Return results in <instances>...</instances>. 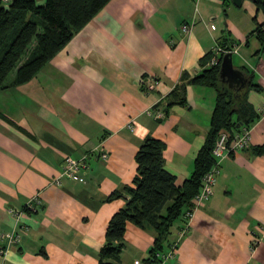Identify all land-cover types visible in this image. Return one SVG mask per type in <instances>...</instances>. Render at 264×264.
<instances>
[{"label":"crops","instance_id":"1","mask_svg":"<svg viewBox=\"0 0 264 264\" xmlns=\"http://www.w3.org/2000/svg\"><path fill=\"white\" fill-rule=\"evenodd\" d=\"M236 6L108 0L34 76L0 90V243L2 232L18 226L21 233L0 264H98L108 220L125 203L123 186L147 135L165 141L164 164L181 184L216 99L215 87L187 79L203 69L200 56L222 42L235 46L233 64L257 84L230 86L251 106L249 144L221 160L212 194L194 209L165 264H264V53L255 52L260 42L251 32L264 12L253 0ZM183 22L191 24L186 32ZM151 78L157 81L149 89ZM182 81L184 101L168 103ZM67 155L84 156L87 165L79 179L56 183ZM113 191L121 194L110 197ZM35 193L39 206L25 207ZM182 224L172 225L164 251ZM154 238L151 227L128 222L116 264L146 257Z\"/></svg>","mask_w":264,"mask_h":264},{"label":"trees","instance_id":"2","mask_svg":"<svg viewBox=\"0 0 264 264\" xmlns=\"http://www.w3.org/2000/svg\"><path fill=\"white\" fill-rule=\"evenodd\" d=\"M107 1L0 0V90L34 76ZM253 1L257 9L264 12V0ZM253 19L256 20V15ZM251 32L255 33L260 42L255 52L264 53V19L256 20ZM220 45L231 47L223 42ZM212 53V49H209L200 56L203 69L187 79L216 89L210 128L195 156L193 170L181 184L176 183V175L164 164L165 141L153 135L145 136L135 153L136 172L131 183L123 186V192L127 195L125 203L108 220L105 241L98 249V264H116L120 259L128 222L151 227L155 231L154 243L142 261H157V253L165 250L163 242L171 234L172 225L178 219L182 222L185 220L184 213L201 185V177L214 162L212 147L219 130L226 128L239 131L243 127H251L254 118L244 92L221 80L220 62L208 63ZM25 54L26 57L22 59ZM12 71L13 76L7 82ZM246 73L248 84L257 86L250 80L252 73L247 70ZM182 76L185 78L187 75L183 73ZM185 84L182 81L171 90L168 103L184 101ZM120 194L119 191H113L109 196ZM176 238L169 241L168 247Z\"/></svg>","mask_w":264,"mask_h":264},{"label":"built area","instance_id":"3","mask_svg":"<svg viewBox=\"0 0 264 264\" xmlns=\"http://www.w3.org/2000/svg\"><path fill=\"white\" fill-rule=\"evenodd\" d=\"M190 22H183L181 24V30L184 32L190 29ZM210 26L212 28L215 27L214 23H211ZM226 51L234 52L236 48L234 45L231 47H224L220 44H216L212 48V55L209 60V64H214L216 62H220L222 53ZM156 78H151L149 81H146V87L151 89L156 85ZM130 127L131 124H128ZM250 128L251 127H243L241 130H229L226 128H221L218 132V135L215 139V142L212 147V153L214 155V162L210 166V168L204 172L201 177V185L198 191L193 195L191 204L186 209L184 213L185 220L183 224L180 226L178 231V236L175 241L169 246L166 251H160L157 253L159 259L153 263H147L142 261V259H134V264H165V260L169 257L174 256L175 250L178 246L180 237L187 232L188 221L192 216V213L196 207L203 204L209 196L213 192V184L215 182L216 174L219 171L220 162L223 158L229 156L236 150L243 149L248 146L250 139ZM102 155L104 157L107 156L106 152H103ZM87 163L84 159V156L81 157H73L67 155L64 158V162L62 168L58 175L55 177L54 181L59 183L63 176L69 177L71 179L77 180L80 178V175L83 169L86 167ZM42 199L38 193L31 195L26 203L25 207L29 209H36L41 203ZM19 213V211H16ZM1 237L4 240V243H0V255H4L10 246L15 244L21 237L20 229L18 226L13 227L11 230L5 231L1 233ZM259 241V237L254 235L251 240V248L253 249Z\"/></svg>","mask_w":264,"mask_h":264},{"label":"water","instance_id":"4","mask_svg":"<svg viewBox=\"0 0 264 264\" xmlns=\"http://www.w3.org/2000/svg\"><path fill=\"white\" fill-rule=\"evenodd\" d=\"M232 2L237 6H240L242 4V0H232ZM7 6L8 4H6V7ZM219 77L229 86H233L235 84L243 85L248 79L245 75L244 70L233 64L231 51H226L221 56L219 65Z\"/></svg>","mask_w":264,"mask_h":264},{"label":"rangeland","instance_id":"5","mask_svg":"<svg viewBox=\"0 0 264 264\" xmlns=\"http://www.w3.org/2000/svg\"><path fill=\"white\" fill-rule=\"evenodd\" d=\"M37 1H38V2H43V0H37ZM236 7H239V6H236ZM26 55H27V54L23 55V56H22V59H23L24 57H26ZM232 58H233V62H234L235 64H237V63H238V53L234 51V52L232 53ZM12 76H13V71L9 73V75H8V77H7L6 80H7V81L10 80V79L12 78Z\"/></svg>","mask_w":264,"mask_h":264}]
</instances>
